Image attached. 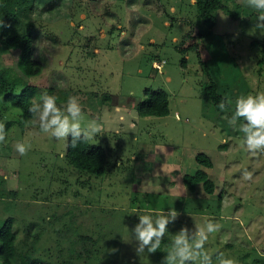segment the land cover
Returning <instances> with one entry per match:
<instances>
[{
	"label": "rangeland",
	"instance_id": "374dc122",
	"mask_svg": "<svg viewBox=\"0 0 264 264\" xmlns=\"http://www.w3.org/2000/svg\"><path fill=\"white\" fill-rule=\"evenodd\" d=\"M225 5L214 27L195 0H34L30 10L22 8L12 26L32 28V57L41 70L25 76L17 66L20 50L1 42L0 69L34 86L33 99L47 93L64 106L77 97L83 123L101 124L91 142L107 141L108 159L103 176L77 170L66 158L68 140L39 132L38 123L26 127L21 110L6 100L23 86L0 97L7 132L0 143V190L7 196L0 198V221L15 219L16 264L26 255L44 264H163V249L182 227L207 221L219 225L204 245L214 260L223 253L235 264H264V151L242 148V121L229 124L234 104L219 111L204 93L211 80L227 100L264 93V36L249 34L257 14L246 0ZM200 29L211 34L201 39ZM146 89L168 93V115L143 117L136 108L101 104L103 93L139 101ZM18 142L26 154L15 151ZM198 153L213 166L197 163ZM198 169L206 170L215 193L201 183L189 190L184 175ZM171 208L179 215L161 249L138 255V213ZM84 234L94 240L89 252Z\"/></svg>",
	"mask_w": 264,
	"mask_h": 264
},
{
	"label": "clouds",
	"instance_id": "9594fccd",
	"mask_svg": "<svg viewBox=\"0 0 264 264\" xmlns=\"http://www.w3.org/2000/svg\"><path fill=\"white\" fill-rule=\"evenodd\" d=\"M246 7L257 14L256 23L249 34L255 35L259 31L264 36V0H246ZM2 24V22H0ZM234 104V111L229 124H239L242 134L240 145L249 152L264 151V93L242 94L232 100H224L218 104L224 110ZM31 118L24 120L26 127L38 123L39 132L49 134L56 140H68L71 135V147L96 138L103 132L101 124L92 119L83 123L84 114L78 98L69 96L66 105L58 106L57 97L41 93L39 99L35 97L28 107ZM7 132L0 126V143H6ZM28 147L23 142L15 144V151L20 155L26 154ZM63 155V153H61ZM245 175H247L245 173ZM139 215V222L134 228V238L137 241L138 255L156 252L161 249V243L168 232V225L178 217L176 209L171 208L164 214H150L145 212ZM219 228L217 223L207 221L203 225L195 222V228L189 230L182 227L174 235L171 243L163 250L167 253L163 264H235L234 260L223 253L216 255L215 260L205 250L204 245L209 235Z\"/></svg>",
	"mask_w": 264,
	"mask_h": 264
},
{
	"label": "trees",
	"instance_id": "16d2710c",
	"mask_svg": "<svg viewBox=\"0 0 264 264\" xmlns=\"http://www.w3.org/2000/svg\"><path fill=\"white\" fill-rule=\"evenodd\" d=\"M227 0H195V4L199 15L205 22L214 25L215 12L219 9H226L225 2ZM34 0H0V31L6 29V34L1 37V44L5 49L17 48L19 52L18 68L25 76H32L40 72L41 67L37 61L32 57L33 53V39L32 28L28 27L26 32L20 31L17 27H13L12 23L18 18L21 10L24 8L30 10ZM23 8V9H22ZM214 27V26H213ZM212 27V28H213ZM211 34V30H201L199 37L203 39ZM186 62V59L183 61ZM23 86V89L19 93L7 92L10 87ZM35 87L26 83L22 76L15 75L9 68L0 69V97L5 95L7 101L13 106L20 109L23 118L30 119L31 113L28 110L33 98L32 94ZM50 92H53L50 89ZM69 91H67L68 93ZM204 93L209 99L210 103L219 111L217 106L222 99L227 98L219 92L217 83L213 80L205 88ZM94 95H97L94 93ZM145 98L137 101L135 97L129 96L127 98L121 97L116 93H103L101 94V104H111L113 106H125L126 108H136L139 115L160 117L166 116L170 112L169 108V95L162 89H146L144 92ZM98 96H100L98 94ZM230 107V106H229ZM227 107L226 109H228ZM232 112L234 108L231 109ZM71 135L68 137L66 158L69 163L79 171L103 176L106 173V163L108 159V151L102 144H95L91 140L79 144L76 148L71 147ZM197 163L211 168L213 163L209 156L204 153H198L196 155ZM184 182L188 186L190 191H194L196 186L201 183L205 191L209 194H213L216 191L215 183L209 178L208 173L204 169H198L197 172L184 175ZM15 194V192H13ZM4 191L0 190V198H6ZM14 217H6L3 221H0V261L2 264H16L15 259L17 257V237L18 234L14 230ZM85 243V250L91 251L93 244L92 236L86 234L80 235ZM86 241V242H85ZM19 264H44L41 258L30 256H21Z\"/></svg>",
	"mask_w": 264,
	"mask_h": 264
},
{
	"label": "crops",
	"instance_id": "0c3cea01",
	"mask_svg": "<svg viewBox=\"0 0 264 264\" xmlns=\"http://www.w3.org/2000/svg\"><path fill=\"white\" fill-rule=\"evenodd\" d=\"M117 108H121V107H117ZM129 110H131V109H129ZM123 116H124V115H123ZM102 117L104 118V115L101 116V118H102ZM103 118H102V119H103ZM106 118H107V117H106ZM123 118H124V117H123ZM123 118H122V119H123ZM123 120H124V119H123ZM104 121H106V119H105ZM103 134H104V136L107 135L106 133H103ZM106 142H107V141H102V144H103L104 147H106V145H105Z\"/></svg>",
	"mask_w": 264,
	"mask_h": 264
}]
</instances>
